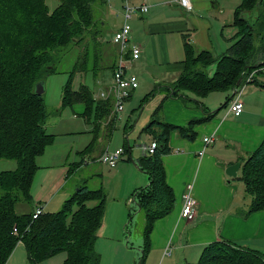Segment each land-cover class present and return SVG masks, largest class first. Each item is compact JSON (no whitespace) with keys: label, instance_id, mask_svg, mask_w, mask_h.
<instances>
[{"label":"trees","instance_id":"16d2710c","mask_svg":"<svg viewBox=\"0 0 264 264\" xmlns=\"http://www.w3.org/2000/svg\"><path fill=\"white\" fill-rule=\"evenodd\" d=\"M58 1L57 7L49 11L46 0H0V159H12L17 164L14 170L0 171V264L6 263L18 242L23 243L29 264H38L62 251L66 253L63 264H100L95 241L106 205L101 187L78 186L57 211L41 212L35 217L33 210L16 211L18 202L31 201V185L38 168L36 158L53 141V135L45 127L50 115L34 85L58 73V65L66 55H73V60L62 85L60 106L53 110L54 114L74 103H83V116L93 124L94 139L89 146L95 144L103 125L109 131L114 126L113 118L105 122L112 108L111 100L94 101L91 89L82 82L77 88L73 86L77 74L91 73L95 80L103 78L106 70L112 73L115 67L118 48H113L109 39L101 41V37L108 35L102 33L104 21L99 11L108 5V0ZM257 5L259 0H241L236 6L232 24L237 31L233 42L220 55L197 50L184 35L183 69L172 83H156L140 106L161 91L165 92L164 97L200 103L199 98L212 91H233L245 73L264 65V12L252 13L250 21L243 16ZM107 56L109 63L102 65ZM161 107L159 103L154 108L140 131L155 142L154 152L141 154L135 161L148 176L146 185L134 189L130 200L145 214L139 264L149 250L154 221L174 206V195L166 183L161 160L170 151L169 133L175 130L180 137L192 140L196 135L194 125L213 115L209 111L203 118L191 119L180 126L160 120ZM124 134L128 135L127 127ZM130 149L128 143L124 145V151ZM238 179L249 197L244 215L264 210V138L244 160ZM88 201L95 203L88 206ZM195 264H264V252L218 240L204 246Z\"/></svg>","mask_w":264,"mask_h":264},{"label":"crops","instance_id":"0c3cea01","mask_svg":"<svg viewBox=\"0 0 264 264\" xmlns=\"http://www.w3.org/2000/svg\"><path fill=\"white\" fill-rule=\"evenodd\" d=\"M112 1L116 6V13H119L117 17L122 18L124 1L108 0V6H111ZM127 1L129 4H140V0ZM159 2L160 0H154L151 3L149 0L150 12L134 15L129 20L130 42L139 44L141 53L138 59L128 64V71L138 77L152 78L148 92L154 87V82L155 84L172 83L183 69L184 35L188 36L197 50L206 49L214 55H220L218 53L224 48L226 50L233 42L231 35H222L223 29L220 33L221 40L217 39V35H212L210 19L215 18L218 26L221 27L222 21L220 22L219 17L210 12V4L213 6L215 4L210 0H191L192 9L189 11L174 0H166L168 5ZM216 41L219 44H216ZM110 43L114 44L111 41ZM114 46L117 47L116 44ZM109 76L105 74L104 80ZM110 81L111 78L105 84L108 85ZM263 84L264 80L257 78L244 88L241 94L243 110L238 116L227 110L232 91H212L199 98L200 103L195 101L184 103L180 99L164 97V91L150 97V101L147 102L149 115L145 118L144 124L148 122L151 112L159 103L162 106V119L174 125L185 126L189 120L200 119L206 112H213L209 119L194 125L196 135L192 140L180 137L175 130L169 133L170 151L162 155L161 160L166 183L171 187L174 195V206L168 214L153 223L149 233L147 253L150 264H195L204 246L218 240L264 251V210L244 215L249 197L245 193L243 182L238 179L244 160L264 138ZM135 89L126 101L132 98ZM108 99L113 103L111 97ZM60 103L61 91L56 108ZM75 104L77 103L67 106L72 113L68 111L63 118L55 122L54 120L62 116L66 108L64 107L59 114H53L48 118L45 124L46 131L53 135V141L46 146L44 153L36 158L38 168L31 185V201H36L35 207L31 209L33 211L41 208L45 212L49 211L46 208L50 207L49 212H53L59 208L68 199L67 196L73 194L74 188L80 186L76 181L74 187L67 188L66 181L74 178L78 172L86 175L96 170L92 166L94 164H87L85 154L90 155L93 148L96 154L90 156V159L102 164L98 159L100 154L105 149H110L109 143L102 140L109 138L112 132L105 124L107 119L99 130L95 144L89 146L94 139L93 124L89 130L90 124L83 116L84 104L80 103L83 106L81 111L73 109ZM78 119H83L81 128H78V123L75 121ZM51 123L58 126L50 132L47 130V125H52ZM82 131L83 133L90 131L92 136L89 141L85 140ZM139 133L145 135L151 142L152 138L148 134ZM204 137H209L211 140L204 143ZM142 142L148 143L146 140ZM119 144L120 142L118 146ZM118 146L116 148H119ZM124 152L123 155L127 158L122 155L108 175L113 177L107 185L113 197L107 196L95 248L100 256L104 257L121 260L123 256H128V264H132L130 261L131 257H134V252L130 253L126 250L131 248L126 246L124 240V228L127 226L125 220L128 216V208L132 205L130 199L133 190L146 185L148 176L134 163L140 155L133 156L132 149ZM77 156H79L78 160H76ZM235 162L240 163L237 175L229 177L225 169ZM82 164L86 165L82 166ZM85 175L81 177L82 181ZM98 175L101 176V173ZM188 184H192L191 195L196 201V213L190 220L181 216L182 195L186 192ZM60 192L62 194L58 196ZM167 244L171 245L172 252L163 255ZM26 256L23 243L18 242L5 264H22Z\"/></svg>","mask_w":264,"mask_h":264},{"label":"rangeland","instance_id":"374dc122","mask_svg":"<svg viewBox=\"0 0 264 264\" xmlns=\"http://www.w3.org/2000/svg\"><path fill=\"white\" fill-rule=\"evenodd\" d=\"M150 1L152 3V1H154V0H150ZM259 1H260V5H257V7H255V9L253 11H251L250 13L244 12L243 16L246 17L247 19L249 17H251L250 19H252L253 18L252 13L264 12V0H259ZM210 2H212L213 4L215 3L214 6L210 4V12H212L214 15L218 16L219 17L218 19L220 22L222 21V23H221L222 27H221V26H218V23H217L215 18L212 17L210 19V24L212 25L211 26L212 35L213 36L217 35V39L221 40L220 33H221V29H223L222 35H224V36H226V35L230 36L231 35L232 36L231 40L234 39L233 36L235 35L237 28L232 24L233 12H234L236 6L241 2V0H210ZM159 3L168 5V4H166V0H160ZM46 4L48 6L49 11H53L57 7V5L59 4V1L58 0H46ZM110 4H111V6L106 5V7H103L99 11V14H100L99 17H101L104 21V24L102 25V33L108 35L105 37H101L102 38V40L100 38L101 41L108 40L109 35L114 30H116L118 28L117 26L120 23H122V21H123L122 15H121L122 18L117 17V16H119V13L118 12L116 13V9H115L116 6L113 5V1ZM150 8L151 7H149V10L147 13L150 12ZM101 18H99V19H101ZM226 27H227V29H226ZM216 44H219V43L216 41ZM114 45L115 44H112L111 46L113 48H115ZM224 50H225V48L223 50H221V52L218 54L223 53ZM72 60H73V55H71V54L66 55L64 58H62V61L58 65L59 72L56 74L49 75L46 78H43L45 80V82H44V91L42 93V96H43L44 101H45L46 110L48 111V113L50 115L49 118L54 114L53 110L56 109V107L60 101V91L62 90V85H63L62 83L65 82V80L68 76V69L70 67V64L72 63ZM109 61H110L109 56L104 57V59H102V65L108 64ZM105 74L110 75L107 80H104V78H101V77L93 80L91 73H88L86 75L77 74L74 78L73 86L75 88H77L79 83L82 82V83L88 85V87L93 92L94 96L98 97V94L103 91V88L106 85L105 83L108 80H110V78H111L110 70H106ZM257 78L264 80V77L260 74L257 76ZM151 80H152L151 77H144V76L138 77V86L139 87L136 88L135 91L132 93V98L130 100L126 101L127 100L126 99L124 101V103H123L124 108L119 113L118 119H116V121H114V126H113L110 137L107 139L101 138L103 141L107 142V144L109 143L108 144V147H110L109 150H114L116 148V146H118L119 142H120V144L118 147H121V145H122L121 148L124 149V145L127 146V143L129 142V145L131 146V149H132L133 156H137V155H141V151H140L139 146L141 143H143L142 140H146V142H148V143L150 142V140L145 135H141L139 132L141 131L140 127L145 125L144 124L145 118L149 115L148 114L149 109L147 107V105H148L147 102H149L150 100L145 102L142 106H140V104H141L142 97L146 93H148L149 87L152 85ZM154 84H155V82H154ZM154 84H153V86H154ZM96 97L94 98V101H95ZM82 107H83L82 104L77 103L73 106V109L75 111H81ZM112 108H113V103H112ZM112 108H111V111H112ZM68 111L71 112L70 107L64 108L62 116L61 117L59 116V118H57L58 115H56L55 118H57V119L54 121L58 122L60 120V118H63L68 113ZM111 111L109 112V114L106 118L107 120L110 119L109 115H110ZM159 117H160V120H163L161 114L159 115ZM75 121L78 123V128H81V126L83 125V119H81V120L78 119ZM54 123L53 124L51 123L52 125H47L48 131L51 132L54 127L58 126V125L55 126ZM88 123L90 124V125H88L89 130H91L92 123L91 122H88ZM125 123H127V125H124ZM123 127H127L128 135H125V136H127L126 139H125L124 134H123L124 133ZM81 134L84 135V137L86 138L85 140H87V141H89V139L92 136L90 131H86L85 133H83V131H82ZM122 138H124V140ZM102 143H104V142H102ZM124 153L125 152H123L122 155ZM95 154L96 153L94 152V149L92 148V152H90V155L85 154V160H87V164H94L92 166H94V168L96 170L91 171L90 173H88L86 175L84 173L80 174V172H78V174L74 178L66 181L65 187L72 188V187H74V183L77 181V183H79L78 185H84L85 184V185H87V187L89 189H97V188L101 187L103 192L106 195V199H107V196L113 197L112 192L107 187V185L113 180V177L108 176L112 172L113 167H107L105 164L103 165V163L102 164L98 163L95 160H94L95 162L92 161L90 159V156H95ZM122 155H121V157H122ZM45 156H47V155H45ZM121 157H120V159H121ZM123 157L125 159L127 158L126 155H123ZM78 159H79V156H77L76 160H78ZM16 165L17 164H16L15 160L0 159V171H2V170H14L16 168ZM85 165L86 164H82V166H85ZM99 168H101V170L103 169L102 170L103 173L101 172V170ZM93 173H94V175H93ZM99 173H101V176L98 175ZM83 175H85V179L82 181L81 177ZM114 185H116V181L114 182ZM76 189H77V187L74 188V190H76ZM74 190L72 191V193L74 192ZM51 194H52V192H51ZM60 194H62V192L58 193V196H61ZM67 197L69 198L70 196H67ZM94 203H95L94 201H88L87 205L92 206ZM131 204L132 205H130L128 208V216L125 220L127 222V226L124 228L125 244L127 247H130L131 249H128L126 247L125 248L130 253L134 252V257H131L130 263L139 264L140 258L143 255L142 246L144 244L143 243L144 242L143 228L145 225V214H144V211L139 208L137 203L132 201ZM35 205H36L35 200L30 201L29 203H27L25 201H20L16 204V211L17 212H27V211L31 210L32 208H34ZM61 207H62V204L59 208L55 209L54 211L59 210ZM49 208L50 207H47L46 210L50 211L51 209H49ZM13 232L17 233V230L15 228H13ZM125 244H124V246H125ZM147 253L145 255V258L143 259L142 264H150L149 257L147 256L148 255ZM65 259H66V253L62 251V252L56 253L53 256L48 257V258L40 261L38 264H59L60 261H61L60 264H63ZM197 260H198V258H197ZM128 261H129L128 256H123L121 258V260H119L115 257L100 256V264H128ZM22 264H29L28 260H27V256L25 258H23Z\"/></svg>","mask_w":264,"mask_h":264},{"label":"built area","instance_id":"2783aa9c","mask_svg":"<svg viewBox=\"0 0 264 264\" xmlns=\"http://www.w3.org/2000/svg\"><path fill=\"white\" fill-rule=\"evenodd\" d=\"M122 6V17L123 21L121 25L116 29L110 37V41L117 45L118 54L115 63V67L111 73V81L108 85H105L107 88H103V91L98 94L95 100H105L111 97L113 99V108L109 115V118L113 117V120L118 119L119 113L123 110V103L130 95V93L138 86V77L135 73L128 71V64L131 61H134L139 58L141 53V47L139 44L130 42V31L131 25L129 20L132 16L138 14L147 13L150 7L149 0H140V4L134 5L129 4L127 0H123ZM180 4L187 11L192 9V3L190 0H174ZM264 77V65L259 68H255L252 71L245 73L243 79L232 91L227 110L229 113L234 116L241 114L243 110V101L241 94L244 88L253 83L258 75ZM211 140L209 137H204V143H207ZM129 144V143H128ZM130 146V145H129ZM131 147V146H130ZM156 144L154 141L149 143H141L139 148L141 154H150L154 152ZM124 149L119 147L114 150L105 149L99 156V161L103 164L112 167L120 159ZM192 184L187 185L186 192L182 195V207H181V216L190 220L194 217L196 213V201L191 195ZM131 200V199H130ZM42 211L41 208H37L34 211L33 217L40 214ZM172 252V247L170 244H167L163 255H169Z\"/></svg>","mask_w":264,"mask_h":264},{"label":"water","instance_id":"95a60500","mask_svg":"<svg viewBox=\"0 0 264 264\" xmlns=\"http://www.w3.org/2000/svg\"><path fill=\"white\" fill-rule=\"evenodd\" d=\"M255 9V8H254ZM250 18H248V20L250 21ZM44 79H40L38 80L35 85H34V91L36 94H42L44 91ZM239 83V80L237 81V84ZM173 92V91H172ZM134 162V161H133ZM135 163V162H134ZM240 163L239 162H235L229 166L226 167L225 172L229 177H235L237 175V171L239 169Z\"/></svg>","mask_w":264,"mask_h":264}]
</instances>
